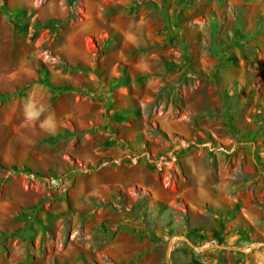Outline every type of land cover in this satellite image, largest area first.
I'll return each mask as SVG.
<instances>
[{
    "label": "rangeland",
    "instance_id": "374dc122",
    "mask_svg": "<svg viewBox=\"0 0 264 264\" xmlns=\"http://www.w3.org/2000/svg\"><path fill=\"white\" fill-rule=\"evenodd\" d=\"M0 163V264H264V0H0Z\"/></svg>",
    "mask_w": 264,
    "mask_h": 264
},
{
    "label": "trees",
    "instance_id": "16d2710c",
    "mask_svg": "<svg viewBox=\"0 0 264 264\" xmlns=\"http://www.w3.org/2000/svg\"><path fill=\"white\" fill-rule=\"evenodd\" d=\"M4 95H6V96H7V95H10V93H7V92H5V94H4ZM0 167H3L1 163H0Z\"/></svg>",
    "mask_w": 264,
    "mask_h": 264
}]
</instances>
